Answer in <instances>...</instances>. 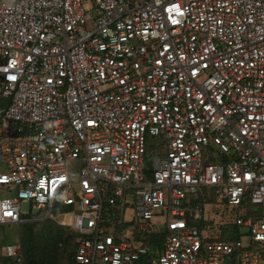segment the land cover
I'll use <instances>...</instances> for the list:
<instances>
[{
  "label": "built area",
  "instance_id": "obj_1",
  "mask_svg": "<svg viewBox=\"0 0 264 264\" xmlns=\"http://www.w3.org/2000/svg\"><path fill=\"white\" fill-rule=\"evenodd\" d=\"M89 1L0 0V224L60 204L72 264H264V0Z\"/></svg>",
  "mask_w": 264,
  "mask_h": 264
},
{
  "label": "trees",
  "instance_id": "obj_2",
  "mask_svg": "<svg viewBox=\"0 0 264 264\" xmlns=\"http://www.w3.org/2000/svg\"><path fill=\"white\" fill-rule=\"evenodd\" d=\"M19 226L22 229L23 260L17 263L13 257V259L6 258L9 264H61L63 259H67V264H72L76 248V233L74 230H69L70 227L55 222L48 224L47 233L41 237L39 232L34 231L35 223L32 220L23 221L19 223ZM232 229L238 232L236 227ZM223 233L222 238L225 235L229 236L225 234L227 231ZM69 239L72 241L71 246H67Z\"/></svg>",
  "mask_w": 264,
  "mask_h": 264
},
{
  "label": "rangeland",
  "instance_id": "obj_3",
  "mask_svg": "<svg viewBox=\"0 0 264 264\" xmlns=\"http://www.w3.org/2000/svg\"><path fill=\"white\" fill-rule=\"evenodd\" d=\"M90 5L93 4V0L89 1ZM6 99L0 98V105L2 104V102H5ZM154 147H156V143L152 142L151 140L148 139V153L150 156L152 157H156L157 155H159V151L160 149L158 147H156V150L154 149ZM161 147V146H159ZM213 160H211V158H209V160H207L206 162H211ZM0 168L3 170H6V164L4 162L0 161ZM7 193L4 191L0 190V198L4 195H6ZM22 209L24 212H29V214L31 216H35L36 218L33 219L32 221L35 223V227H34V231L35 232H39L41 237H44L45 234L47 233V227L48 224L51 223H59L58 217H56V215L60 212H70L72 210V208L69 207H64L60 204L56 205V209H55V216L54 217H48L47 219H43L40 218V211L39 209H37L36 207H31L29 205L28 202H24L22 205ZM205 214L207 216L208 219H213V220H218L221 217H225L226 215L224 214V211L222 209V207L220 205H215V204H209L205 206ZM38 216V217H37ZM163 218L161 216L156 217L154 222H156L157 226H161L163 224ZM214 222V221H213ZM62 225V224H61ZM66 227H70L68 225H63ZM69 230H72L71 227L69 228ZM21 226H19V224H13V225H7V224H0V264H9L8 261H6V258L8 259H13L12 257H6L4 256V249L3 247H5L6 245L9 244H13V243H20L22 242V238H21ZM72 241H68L67 246H71ZM22 246V244H21ZM61 264H67V259H63L61 261Z\"/></svg>",
  "mask_w": 264,
  "mask_h": 264
}]
</instances>
